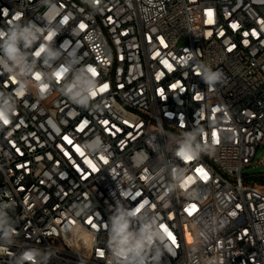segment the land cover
Instances as JSON below:
<instances>
[{"label": "built area", "instance_id": "2783aa9c", "mask_svg": "<svg viewBox=\"0 0 264 264\" xmlns=\"http://www.w3.org/2000/svg\"><path fill=\"white\" fill-rule=\"evenodd\" d=\"M24 27L28 74L0 65V264H113L110 217L137 208L133 228L167 235L144 264H264V174L244 172L264 143V0H0V34Z\"/></svg>", "mask_w": 264, "mask_h": 264}, {"label": "clouds", "instance_id": "9594fccd", "mask_svg": "<svg viewBox=\"0 0 264 264\" xmlns=\"http://www.w3.org/2000/svg\"><path fill=\"white\" fill-rule=\"evenodd\" d=\"M53 32H50V34ZM54 38L52 35L51 41ZM3 43L0 44V50L3 56L0 57V65L7 69L10 73L20 71L27 75L25 58L21 53V45L24 48L30 47L37 41L38 37L30 27L17 28L10 33L0 34ZM41 49V48H40ZM42 51L46 52V46L42 47ZM50 54V53H49ZM11 62V64L9 63ZM210 79H214L211 77ZM94 82L90 77H78L72 84L67 85L65 91L73 99L80 98V102L89 99V93L94 88ZM24 91L22 87L20 89ZM16 112V108L11 105L8 100L0 101V122H9L11 116ZM198 149L193 148L190 143L184 144L179 150L178 155H197ZM142 210H124L119 209L116 214L110 217V228L108 231V249L111 253L113 264H144L145 253L150 252L152 248L157 246V242L163 243L167 239L166 233L160 231L158 223L151 219L145 218L138 228H133V220L137 219ZM2 223V222H0ZM14 230L4 232L7 237ZM22 259L34 264L35 255L29 251L22 254Z\"/></svg>", "mask_w": 264, "mask_h": 264}, {"label": "rangeland", "instance_id": "374dc122", "mask_svg": "<svg viewBox=\"0 0 264 264\" xmlns=\"http://www.w3.org/2000/svg\"><path fill=\"white\" fill-rule=\"evenodd\" d=\"M244 172L251 175L264 174V143L258 149L254 163H252L250 166H245ZM257 185L264 190L263 182L258 181Z\"/></svg>", "mask_w": 264, "mask_h": 264}, {"label": "snow or ice", "instance_id": "6c2138e0", "mask_svg": "<svg viewBox=\"0 0 264 264\" xmlns=\"http://www.w3.org/2000/svg\"><path fill=\"white\" fill-rule=\"evenodd\" d=\"M51 38H52V34H49V36L47 37V39H51ZM42 50H43L42 48L39 49V51H37V52L35 53V55H36V56H39V55H40V52H41ZM63 71L66 72L67 69H64ZM58 75H59V74H58ZM36 79H40V77L37 75ZM5 123H7V121H5ZM181 155H182V157H183L184 159H191V158H192L190 155H186V154H181ZM136 210L139 211L140 209L137 208ZM169 236H171L170 233H169Z\"/></svg>", "mask_w": 264, "mask_h": 264}, {"label": "trees", "instance_id": "16d2710c", "mask_svg": "<svg viewBox=\"0 0 264 264\" xmlns=\"http://www.w3.org/2000/svg\"><path fill=\"white\" fill-rule=\"evenodd\" d=\"M260 181H262L264 183V179L263 178Z\"/></svg>", "mask_w": 264, "mask_h": 264}]
</instances>
